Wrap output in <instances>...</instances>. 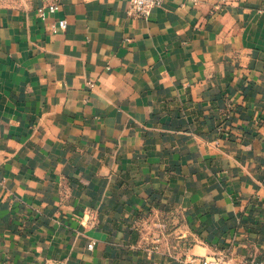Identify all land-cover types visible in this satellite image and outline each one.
<instances>
[{"label":"crops","instance_id":"crops-1","mask_svg":"<svg viewBox=\"0 0 264 264\" xmlns=\"http://www.w3.org/2000/svg\"><path fill=\"white\" fill-rule=\"evenodd\" d=\"M221 253L264 257V0H0V264Z\"/></svg>","mask_w":264,"mask_h":264},{"label":"built area","instance_id":"built-area-1","mask_svg":"<svg viewBox=\"0 0 264 264\" xmlns=\"http://www.w3.org/2000/svg\"><path fill=\"white\" fill-rule=\"evenodd\" d=\"M131 12L137 18H147L153 11V9L161 7L165 0H129ZM48 11L56 12L59 10V5L56 3L50 4L48 7ZM45 8H41L38 10V14L41 17L45 16ZM67 25L66 20H60L57 25L53 26V30L56 32L57 30L65 29ZM9 193V192H7ZM92 222L90 218H86L83 226L85 228L91 227ZM160 239L157 238L156 242H159ZM94 242L89 244L90 248H93ZM187 264H264V257L261 259H250L243 262L236 261L232 258H229L226 254H216L208 257H190L187 261Z\"/></svg>","mask_w":264,"mask_h":264}]
</instances>
